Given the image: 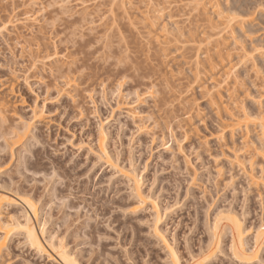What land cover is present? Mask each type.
Segmentation results:
<instances>
[{
    "label": "rangeland",
    "instance_id": "rangeland-1",
    "mask_svg": "<svg viewBox=\"0 0 264 264\" xmlns=\"http://www.w3.org/2000/svg\"><path fill=\"white\" fill-rule=\"evenodd\" d=\"M219 1L243 4L236 32L216 0H0V191L39 215L22 203L2 213L29 211L45 247L15 228L0 264H64L61 250L82 264H173L171 250L241 264L226 221L240 218L246 247L264 229V1Z\"/></svg>",
    "mask_w": 264,
    "mask_h": 264
},
{
    "label": "bare ground",
    "instance_id": "bare-ground-1",
    "mask_svg": "<svg viewBox=\"0 0 264 264\" xmlns=\"http://www.w3.org/2000/svg\"><path fill=\"white\" fill-rule=\"evenodd\" d=\"M228 0H226L225 2H227ZM264 1V0H263ZM228 2H230V1H228ZM234 3H236V2H234ZM260 3H261V1H260ZM260 3L258 4V5H260ZM264 3V2H263ZM214 4V3H213ZM224 5H226V6H224ZM222 4V2L221 1H219V0H216V2H215V4H214V6H215V8L217 7V11H216V9H215V13H216V15H217V17H221V18H224L225 17V13H226V18H225V21H223V20H221V19H218L219 21H221V23L223 24L224 23V25H225V27L224 28H226V26L228 27H230V29L232 28V26L234 25V24H232L233 23V21L238 17L239 18V16H237V14L238 15H240L241 13H239L240 11H242V12H244L242 9L244 8L243 7V4L241 5V7L240 6H235V5H231V6H229L228 5V3L227 4ZM237 5V4H236ZM244 5H245V3H244ZM263 5V4H262ZM246 6H247V3H246ZM264 6V5H263ZM243 7V8H242ZM238 11V12H237ZM246 11V10H245ZM249 11V10H248ZM247 11V12H248ZM233 12H235V13H233ZM237 12V13H236ZM246 12V13H247ZM252 12H254V10L253 11H251V12H248V14H250V13H252ZM259 12H263V11H259ZM245 13V14H246ZM264 13V12H263ZM261 15V16H260ZM260 15H258V21L260 20V17H261V19H262V14H260ZM235 16H237V17H235ZM241 16V15H240ZM264 18V17H263ZM255 19V21H256V19L257 18H254ZM253 19V20H254ZM242 20H244V19H241V18H239L238 19V24H240V26H241V24H243L242 22ZM154 21V20H153ZM240 21H242V22H240ZM244 21H246V20H244ZM258 21H256V22H258ZM236 22H237V19H236ZM264 22V21H263ZM155 23V22H154ZM153 23V24H154ZM246 22H244V24H245ZM236 25L235 24V26H233V27H235V28H233V30L234 29H236V26H239V25ZM243 26V25H242ZM241 26V27H242ZM245 27H247L246 25H245ZM239 29V28H238ZM243 29H244V27H243ZM248 29H249V27H248ZM249 31H251V30H249ZM234 32H236L235 30H234ZM246 32V31H245ZM238 33V32H237ZM239 33H240V30H239ZM243 33V32H242ZM248 33V32H247ZM232 34V33H231ZM245 34V33H244ZM233 35V34H232ZM233 39H234V37H233ZM241 41H242V39H241ZM236 43H234L235 44V46H237L238 44H237V40L235 41ZM238 42H240V41H238ZM243 42H245V41H243ZM237 44V45H236ZM241 44V43H240ZM245 44V43H244ZM247 44V43H246ZM252 45V44H251ZM251 45L250 46H248L247 45V48H249V47H251ZM245 46V45H244ZM244 46H243V48H244ZM238 47H239V45H238ZM252 47H253V45H252ZM251 47V48H252ZM241 48V47H240ZM242 48V49H243ZM251 48H249L248 50L250 51V49ZM255 48V47H254ZM253 48V50H255ZM238 49V48H237ZM245 49V53H247L248 52V50L246 49V48H244ZM252 50V51H253ZM243 53V52H242ZM249 53V52H248ZM251 53V52H250ZM244 54V53H243ZM239 55V54H238ZM241 55V54H240ZM246 54H244L243 55V57L242 58H245L246 60H248L247 59V57L245 56ZM247 55H249V54H247ZM245 56V57H244ZM240 57V56H239ZM238 58V57H237ZM239 59H241V57L239 58ZM243 60V59H242ZM241 60V61H242ZM245 60V61H246ZM240 61V62H241ZM250 61V60H249ZM237 62H238V60H237ZM236 62V65H234V66H232V68L234 67H236L237 66V64H238V66H239V64L240 63H237ZM242 63V62H241ZM245 63V62H244ZM255 63V62H254ZM253 63V64H254ZM246 64H247V62H246ZM244 65V64H243ZM257 65V64H256ZM244 67V66H243ZM245 67H246V65H245ZM247 70V69H246ZM247 72V71H246ZM248 73V72H247ZM259 73V72H258ZM238 74H240V73H238ZM237 77L239 78V76L237 75ZM237 79V78H236ZM236 82H238V79H237V81ZM239 83V82H238ZM254 85H256V84H254ZM9 88H11V86L9 87ZM11 89H13V88H11ZM10 90V89H9ZM14 92V89H13V91H12V93ZM257 92V91H256ZM9 93H11V90L9 91ZM15 93V92H14ZM5 101V100H4ZM5 103V102H4ZM3 103V101L0 103V113L1 112H3L4 111V109H3V107H5L4 104ZM4 104V105H3ZM21 104V103H20ZM259 111V114H260V111H261V109L260 110H258ZM248 112V114H250L249 113V111H247ZM247 112L246 113H244V118L241 116V118H243V120H241L240 118H238V119H240V120H238V119H234V113H232L233 114V118L232 119H234V120H232V121H234V122H232V124H231V128L233 129V127H234V129H235V127L239 124V125H241L242 123H244L245 122V127H247L248 126V124L247 123H249L248 122V118H250L251 117V114L249 115V117H248V114H247ZM34 113H35V111H34ZM3 114V113H2ZM2 114H1V117H0V136L2 135V133L4 132L3 130H7V129H10V127H7V129H6V127L5 126H3V124L5 123V122H3V120L5 121V120H7L4 116H2ZM253 114V113H252ZM258 114V113H257ZM256 113L255 114H253V116H255V115H257ZM264 114V110H262L261 111V114L260 115H263ZM4 115V114H3ZM6 115V114H5ZM262 118L264 119V116H262ZM238 120V121H237ZM263 121V120H262ZM24 122H22V124H23ZM25 124H28V123H24L23 125L24 126H26L25 128H27V129H30V128H28L27 127V125H25ZM263 124V123H262ZM262 124H261V126H262ZM238 125V126H239ZM242 126V125H241ZM263 126H264V124H263ZM13 127V126H12ZM22 127V126H21ZM35 128V127H34ZM23 127H22V130L21 129H19V131H17V132H19V133H16V132H14V133H16V134H19V135H17V136H19V137H17L18 139H17V141L19 140V141H22L21 139H22V135H24V136H26V135H28V134H30V132H28L29 130H26V129H24V131H23ZM32 129V128H31ZM30 129V130H31ZM233 129V130H234ZM13 130H11V132H12ZM15 131V130H14ZM23 131V132H22ZM25 131L28 133H25ZM8 132H10V131H7L6 132V135L8 134ZM32 132H33V130H32ZM13 133V132H12ZM12 133H10V134H12ZM23 133H25V134H23ZM15 134V135H16ZM22 134V135H21ZM33 135H34V133H32ZM5 135V136H6ZM174 135V134H173ZM24 136H23V138H24ZM2 137V136H1ZM3 137H4V133H3ZM28 137V136H27ZM33 137H35V135L33 136ZM33 137H31V138H33ZM6 138V137H5ZM174 137L172 136V139H173ZM7 139V138H6ZM155 139V138H154ZM1 140V139H0ZM4 141H5V139H3ZM29 140V139H28ZM3 141V142H4ZM33 141H38L39 142V140H33ZM6 142V141H5ZM27 142V141H26ZM167 143V142H166ZM166 143H163V144H166ZM6 144V143H5ZM27 144V143H26ZM36 144V143H35ZM39 144H40V142H39ZM37 145V144H36ZM7 146L9 147L10 145H8V143H7ZM38 146V145H37ZM42 146V145H41ZM166 146V145H165ZM23 147H24V145H23ZM1 148V147H0ZM3 148L4 147H2L1 149L3 150ZM5 148L7 149V147H6V145H5ZM6 149L4 150V151H6ZM12 151V150H11ZM27 151V150H26ZM0 153H2L1 151H0ZM11 153V152H10ZM23 153V152H22ZM29 153V152H28ZM32 153H34L35 155L38 153V149H34V150H32ZM20 155V154H19ZM30 155H31V153H30ZM21 156H23V155H21ZM20 156V157H21ZM33 157V156H32ZM34 158V157H33ZM5 159H6V156H0V165L3 163V162H5ZM22 159V158H21ZM26 160V159H25ZM20 162V161H19ZM24 162V161H23ZM27 163V162H26ZM36 163V161L35 162H30V164H32V165H34ZM6 164V163H5ZM4 164V165H5ZM52 165H53V163H52ZM37 166V165H36ZM39 166V165H38ZM2 167V166H1ZM18 167V166H17ZM30 167V166H29ZM27 169V168H26ZM25 169V170H26ZM34 170V169H33ZM53 170H55V169H53ZM263 170V169H262ZM31 171V170H30ZM30 171H27V172H30ZM39 171H41V170H39ZM3 171L1 170V168H0V179H1V173H2ZM17 172V171H16ZM34 172H35V170H34ZM42 172V171H41ZM34 174H37V171H36V173H34ZM132 175L130 176V178H129V176H128V180H130L131 181V183H132V181L134 182L133 184H134V186H135V188H136V190H135V192H136V196H138L137 198L139 199H141V198H143L142 197V193H140V187H139V185H138V176H135V174L133 173V171H132V173H131ZM134 174V175H133ZM3 175V174H2ZM24 176V175H23ZM10 177V176H9ZM10 180H11V178H9ZM21 180V179H20ZM19 180V181H20ZM18 181V182H19ZM11 182H12V180H11ZM14 182V181H13ZM16 182V181H15ZM17 182V183H18ZM11 185H12V183H11ZM17 185V184H16ZM6 186V185H5ZM1 187V186H0ZM8 187V186H7ZM1 189V188H0ZM16 189H17V187L15 188V192H16ZM19 189V188H18ZM52 189H54V188H52ZM2 190H5V191H0V232L3 234H1V236H0V251H1V249H2V247L4 246V244H5V242H6V240H7V238H9L10 237V234L13 232V231H15V228H18L17 230H23L24 232H21V233H24V235H25V237H24V239H25V241H27V242H29L30 244H31V247L33 246L35 249H36V251L38 250V251H44L45 250V247H44V244H43V238H42V236L40 235V234H42V233H38V231H37V226L35 225V223L37 222V220L35 221V223H34V219L36 218H38L37 216L39 215L38 213H37V208H36V204L37 203H35V202H31V200H29L28 199V194H27V196L28 197H26V198H24L25 196L23 195L22 197H21V195H15L16 197H18V198H14L13 196H11V192H13V191H7V189H2ZM9 190V189H8ZM49 190H51V189H49ZM19 191V190H18ZM17 191V192H18ZM53 191V190H52ZM16 192V193H17ZM8 193H11V194H8ZM56 193V192H55ZM50 194V193H49ZM60 194V193H59ZM14 195V194H13ZM61 195H59L57 198H59ZM51 197V196H50ZM49 197V198H50ZM56 197V196H55ZM54 197V198H55ZM62 197H64V196H62ZM56 198V199H57ZM55 199V200H56ZM61 199V198H60ZM60 199H57V200H60ZM139 199V200H140ZM143 200V199H142ZM21 201V202H20ZM54 202V201H53ZM11 203H15V204H19V203H22V205H26V207H29L28 209H30V212H32V215H33V218H32V215L30 214V212L28 211V212H25V214L24 213H22L23 211V207L25 206H23L21 209V211L22 212H20L19 211V213L21 214H23L24 216H23V219L21 220L20 218L18 219V218H14L12 215H14V214H12V215H4L3 213V208H4V206H7V204H11ZM51 203V202H50ZM6 204V205H5ZM11 205H13V204H11ZM11 205H9L10 207H11ZM8 206V207H9ZM65 206V205H64ZM18 207V206H17ZM6 209V208H5ZM25 209V208H24ZM39 209V208H38ZM26 210V209H25ZM24 210V211H25ZM3 212V213H2ZM39 212V211H38ZM7 213V212H6ZM5 213V214H6ZM10 214V213H9ZM17 214V213H16ZM48 214V213H47ZM7 216V218H5V217H2V216ZM12 216V217H11ZM22 217V216H21ZM40 217H41V215H40ZM40 219H38V221H39ZM46 221L47 220H45V222H44V225H45V223H46ZM225 221V220H224ZM230 221V223H227V225L224 227V223H223V221H222V223H223V227L220 225L221 224V222H219V223H217L216 225H215V230L211 233V236L213 235V237L211 238L212 239V242H210V243H212L210 246L208 245L207 246V248L205 249V251H207L206 253L207 254H205L204 253V256L205 257H203V259H204V261H206V260H209L211 257V255L213 254V253H215V250H217V249H220V247L221 246H219L218 247V245H219V243L221 242L220 240H223V239H221L222 237H223V232L224 233H226V230L225 229H229L230 230V232H228L229 230H227V235L226 236H224V238L225 237H228V234L230 233V239H231V243H230V249L229 250H231V252H232V255L234 256V258L236 259V260H238L241 264H253L257 259H259V257H260V255H261V252H262V250H263V248H264V246H263V244H264V229L259 233H257V236H256V241L254 242V244L253 245H251L250 247H246V243H245V239H244V236H243V234H244V232H245V229H243V223H242V221L240 220V218H238L237 216H231L230 218H229V220L228 221H226V222H229ZM39 223H41V220H40V222ZM38 223V224H39ZM264 224V223H263ZM263 224H262V226H263ZM220 225V226H219ZM37 227V228H36ZM228 227V228H227ZM222 230H221V229ZM225 228V229H224ZM245 228V227H244ZM44 229V227L42 228V230ZM155 229H156V231H158V227H157V225H156V227H155ZM224 229V230H223ZM44 231V230H43ZM42 231V232H43ZM223 231V232H222ZM16 232V231H15ZM20 232V231H19ZM18 232V233H19ZM159 232V231H158ZM14 233V232H13ZM17 233V234H18ZM157 233V232H156ZM214 233V234H213ZM16 234V235H17ZM158 234V233H157ZM12 235V234H11ZM23 235V234H22ZM91 235V234H90ZM222 235V236H221ZM87 236V235H86ZM214 239V240H213ZM226 240H227V238H225ZM224 239V240H225ZM214 242V243H213ZM29 244V245H30ZM171 255H172V257L174 258V260H173V264H198L197 262H195V263H189V262H187L186 261V263H184V262H182L178 257H177V255H176V253H175V251H173V250H171ZM217 253V252H216ZM216 253L214 254V255H216ZM58 254H59V256H60V258H62V262L64 263V264H82V263H80V261L78 260H76V258H71V257H73L71 254H69V252H66V251H64V250H61V251H59L58 252ZM70 255H71V257H70ZM213 255V256H214ZM202 259V260H203ZM201 260V261H202ZM200 261V262H201ZM204 261H202V263L204 262ZM237 261V262H238ZM199 262V263H200ZM238 262V263H239Z\"/></svg>",
    "mask_w": 264,
    "mask_h": 264
}]
</instances>
